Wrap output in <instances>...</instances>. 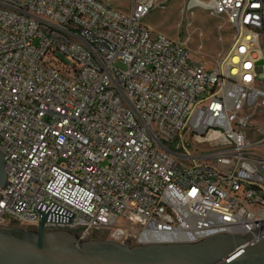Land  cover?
Segmentation results:
<instances>
[{"label":"built area","instance_id":"2783aa9c","mask_svg":"<svg viewBox=\"0 0 264 264\" xmlns=\"http://www.w3.org/2000/svg\"><path fill=\"white\" fill-rule=\"evenodd\" d=\"M184 2L232 29L216 63L143 23L159 0H0V226L54 201L82 238L264 234V0Z\"/></svg>","mask_w":264,"mask_h":264},{"label":"water","instance_id":"95a60500","mask_svg":"<svg viewBox=\"0 0 264 264\" xmlns=\"http://www.w3.org/2000/svg\"><path fill=\"white\" fill-rule=\"evenodd\" d=\"M263 72L260 59L256 74ZM4 154L0 151V189L7 182ZM36 208L37 228L0 226V264H264V234L218 233L193 242L146 244L82 238L68 229L45 227L46 221L69 223L75 213L54 201H40Z\"/></svg>","mask_w":264,"mask_h":264},{"label":"rangeland","instance_id":"374dc122","mask_svg":"<svg viewBox=\"0 0 264 264\" xmlns=\"http://www.w3.org/2000/svg\"><path fill=\"white\" fill-rule=\"evenodd\" d=\"M159 1L160 5L143 19L144 24L155 33L184 43L194 55H201L210 63L221 59L232 43V29L222 14L213 16L201 8L189 11L185 8L184 0ZM107 3L127 12L131 8L132 0H107ZM258 81L264 87V75ZM252 120L255 124L264 126V109H253ZM120 222L119 226L123 229L121 232L118 229H94L88 238L117 239L120 242L130 238L132 243H136L134 234L126 231L129 225ZM13 225L18 224L12 223L8 227Z\"/></svg>","mask_w":264,"mask_h":264},{"label":"bare ground","instance_id":"6f19581e","mask_svg":"<svg viewBox=\"0 0 264 264\" xmlns=\"http://www.w3.org/2000/svg\"><path fill=\"white\" fill-rule=\"evenodd\" d=\"M253 56H254V57H259L260 54H259L258 52L255 51V52L253 53Z\"/></svg>","mask_w":264,"mask_h":264}]
</instances>
